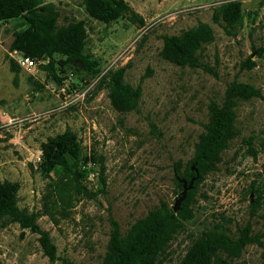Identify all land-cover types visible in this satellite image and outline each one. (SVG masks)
I'll return each instance as SVG.
<instances>
[{"label": "rangeland", "instance_id": "rangeland-1", "mask_svg": "<svg viewBox=\"0 0 264 264\" xmlns=\"http://www.w3.org/2000/svg\"><path fill=\"white\" fill-rule=\"evenodd\" d=\"M53 4L59 25L83 21V53L98 64L89 77L75 63L54 55L56 84L35 61L30 70L10 51L16 21L0 22V182L19 185L18 207L34 213L49 233L58 258L75 264H102L111 231L110 218L125 234L161 202L173 209L182 189L175 168L185 172L195 145L205 133L209 104L220 103L227 84L237 80L261 96L236 109L235 136L220 154L216 169L198 182L192 217L160 256V264H178L204 232L224 230L236 237L250 225L259 243L247 245L231 264H264V60L252 46L264 39V0L241 3L243 23L235 36L211 20L213 8L234 0H127L144 21L122 17L109 23L91 18L82 0H40ZM206 23L214 40L197 52L200 68L179 66L161 55L164 36ZM255 62L241 69L247 58ZM10 59L18 66L10 69ZM124 68L123 80L140 88L136 108L117 111L109 98V70ZM86 80V83L83 82ZM72 132L79 143V182L89 194L64 204L56 197L60 170L41 173V146L50 137ZM249 142V143H248ZM104 168L105 186L99 173ZM0 264H63L43 254L38 235L17 223L0 230Z\"/></svg>", "mask_w": 264, "mask_h": 264}, {"label": "trees", "instance_id": "trees-1", "mask_svg": "<svg viewBox=\"0 0 264 264\" xmlns=\"http://www.w3.org/2000/svg\"><path fill=\"white\" fill-rule=\"evenodd\" d=\"M87 14L100 22L109 23L122 17L143 19L134 12L127 0H82ZM59 14L53 4H43L40 0H0V22L16 21V30L9 46L10 51H17L35 61L47 60L39 65L56 84L61 79L55 71L54 55H62L65 60L75 63L76 67L89 77H96L100 71L98 64L89 54H84L86 29L83 21H72L67 25L58 24ZM211 20L220 26L229 36H235L242 26L243 14L239 1H229L213 8ZM214 40V32L209 24L198 23L194 28L184 30L176 36H164L161 55L164 59L191 68L216 73L204 66L198 59L197 52L204 45ZM254 55L264 60V39L259 46H252ZM255 66L251 58L241 63L240 68L249 70ZM10 69L17 73L19 66L10 59ZM124 68L109 70L102 76L107 80L109 98L113 107L120 112H130L136 108L140 97V88L131 87L123 80ZM260 92L249 84L233 80L227 84L220 103L209 104V118L205 125V133L195 145V153L185 172L175 168L174 181L182 189L179 180H189L198 175L193 188L187 191L186 198L178 212L168 205H160L138 219L123 234L118 223L110 218L107 253L102 264H160L159 258L169 243L183 228V221L192 217V194L203 176L216 169L220 154L229 148L235 136L234 123L236 109L240 103L254 97ZM249 143V142H248ZM41 173L48 175L60 170L61 178L56 182V197L60 204L70 200L72 190L75 194L88 195L89 192L79 182L78 162L80 156L79 143L75 135L66 131L50 137L41 146ZM104 168L99 173L100 184L105 186ZM18 189L16 182H0V230L12 223L21 229H28L38 235V242L43 254L51 262L60 260L63 264H75L66 258H58L56 247L48 232L42 230L34 213L26 214L18 207ZM252 243H259V238L251 234L250 225L239 230L232 237L224 230L204 232L198 236L183 259L178 264H231L238 258L244 248Z\"/></svg>", "mask_w": 264, "mask_h": 264}, {"label": "water", "instance_id": "water-1", "mask_svg": "<svg viewBox=\"0 0 264 264\" xmlns=\"http://www.w3.org/2000/svg\"><path fill=\"white\" fill-rule=\"evenodd\" d=\"M198 178V175L196 174L195 177L191 178L189 180V182H187L186 180L182 179L179 180V182L182 184V192L180 193L179 197L177 198L175 205L173 207V211L176 213L179 211V209L181 208V204L182 202L185 200L186 198V194L187 191L191 190L193 188V184L195 182V180Z\"/></svg>", "mask_w": 264, "mask_h": 264}, {"label": "built area", "instance_id": "built-area-1", "mask_svg": "<svg viewBox=\"0 0 264 264\" xmlns=\"http://www.w3.org/2000/svg\"><path fill=\"white\" fill-rule=\"evenodd\" d=\"M17 64L24 69L30 70L32 69L35 65L32 59L29 57L21 56L16 60ZM84 83H86V80H83Z\"/></svg>", "mask_w": 264, "mask_h": 264}]
</instances>
